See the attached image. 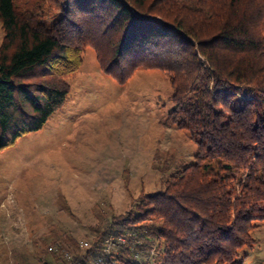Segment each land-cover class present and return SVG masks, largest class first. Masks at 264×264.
<instances>
[{
	"label": "trees",
	"instance_id": "16d2710c",
	"mask_svg": "<svg viewBox=\"0 0 264 264\" xmlns=\"http://www.w3.org/2000/svg\"><path fill=\"white\" fill-rule=\"evenodd\" d=\"M0 32V152L62 108L88 47L120 83L162 72L166 122L197 145L160 190L101 210L87 246L53 232L54 261L243 264L264 223V0H0Z\"/></svg>",
	"mask_w": 264,
	"mask_h": 264
},
{
	"label": "rangeland",
	"instance_id": "374dc122",
	"mask_svg": "<svg viewBox=\"0 0 264 264\" xmlns=\"http://www.w3.org/2000/svg\"><path fill=\"white\" fill-rule=\"evenodd\" d=\"M69 90L42 130L0 152V264H63L67 250L59 261L46 251L53 232L84 244L101 210H128L194 160L196 143L166 122L171 86L159 70L120 83L88 47ZM254 234L243 264H264V223Z\"/></svg>",
	"mask_w": 264,
	"mask_h": 264
}]
</instances>
